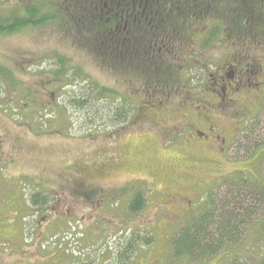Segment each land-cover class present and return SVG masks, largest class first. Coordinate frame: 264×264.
Returning a JSON list of instances; mask_svg holds the SVG:
<instances>
[{
  "label": "rangeland",
  "instance_id": "1",
  "mask_svg": "<svg viewBox=\"0 0 264 264\" xmlns=\"http://www.w3.org/2000/svg\"><path fill=\"white\" fill-rule=\"evenodd\" d=\"M69 13L70 10L65 21L68 23L63 27L28 30L0 39V67L10 78L0 85V217L13 215L15 194L26 196L28 206L32 195L39 193L44 197L49 205L44 213L41 264H122L130 239L136 241L137 249L127 264H232L234 260V264H264V201L260 197L263 203L256 200L252 204L258 212L246 213L249 222L243 226L239 242L226 246L223 254L203 262L173 255L175 231L204 207L207 196L195 198L190 212H186L185 197H194L191 184L197 177L177 178L176 172L182 166L176 161L177 152L162 146L160 130L148 124L133 127L127 119V123L111 119L117 111L115 107L121 106L118 98L135 93L132 90L138 89L140 83L125 84L122 73L100 69L94 55L75 40L76 29ZM78 34L81 39L87 38L82 32ZM259 49L258 43L248 46L253 59L261 58ZM224 51L206 53L202 58L205 66H198L193 72L194 62L186 68V97L193 95L201 102H211V85L206 79L217 65L222 67L233 60ZM188 57L186 49L183 63ZM61 68L66 77H60L61 84H56L55 75ZM180 76L185 77L184 73ZM93 85L112 90L114 98L98 99L96 109L80 108L74 99H82ZM183 85L181 81L178 86ZM243 102L230 108L220 107L214 114L216 120L234 128L244 109ZM256 110L257 105L253 104L242 120L252 117L250 121L254 120L258 129L264 128V106L255 114ZM125 124L127 128L122 130ZM252 124L248 123V128ZM243 131L240 146L231 152L230 160L235 161L217 174L245 170L233 173L231 180L245 178L260 184L264 160L260 161L264 155L252 156L254 138L250 140L252 134L248 132L247 139ZM125 150L130 159L128 167L121 170L119 155ZM156 165L161 166L162 172L151 177V167ZM100 166H104V172H97ZM151 188L177 191L182 201L172 207L174 201L164 202L149 193ZM213 189L222 196L227 192L220 183L214 184ZM256 190L261 194L260 189ZM139 194L144 205L141 211L134 212V199ZM29 213L26 209L17 215L20 227ZM149 238L152 240L147 245Z\"/></svg>",
  "mask_w": 264,
  "mask_h": 264
},
{
  "label": "flooded vegetation",
  "instance_id": "2",
  "mask_svg": "<svg viewBox=\"0 0 264 264\" xmlns=\"http://www.w3.org/2000/svg\"><path fill=\"white\" fill-rule=\"evenodd\" d=\"M67 1L71 2L68 6L69 15L73 19L77 35L75 40L78 42L92 41V36L86 31L91 27H98L99 21H105L102 27L104 36L103 38L101 36V39L105 45L106 58L111 55L110 50L114 44L118 48L117 54L123 59L131 51L137 59L157 58L158 49L161 68L167 71V68L173 65V59L179 60L183 57L180 53L182 46H179V52L175 53L171 44L194 46L191 51L184 46L189 51L187 58L189 61L184 60V64L180 65L185 76L183 80L181 79L184 85L172 87L168 98L157 99L155 95L150 98L149 95L140 92V86L139 90L133 88L132 92L136 94L121 95L122 100L127 98L128 104L135 107L127 117L128 123H132V126L148 124L158 128L162 146L172 147L177 152L176 161L182 166V170L176 172L177 178L197 177L194 184H191L194 197H185L186 212H190L195 198L218 194L217 189H213L214 184L220 183L225 189H230L233 184H246L248 179L245 178H240L239 181L231 180L233 173L237 171L243 173L245 170L235 169L232 174L217 173L235 161L230 160V156L241 144L239 141L241 130H244V136L248 139V123H254V120L250 121L252 117L242 120L248 115V108L256 104V114L264 106V20L261 23L262 35L247 34L246 37L236 35L238 29L245 26L248 32V22L242 27L243 23L239 20L243 14L248 18V12L262 11L264 15V0H151L152 3L144 5L141 4V0H133L132 3L130 0H120L116 7L113 5L114 0H110L111 4H100L99 0ZM114 31L119 32V35H109ZM78 32L84 33L87 38L81 39ZM254 43L260 45L259 51L262 54L260 59H253V54L248 51V46L251 48ZM222 50H225L224 53L229 54L233 60L229 59L222 67L217 65L206 79L211 85L209 92L211 102L206 100L201 102L193 95L186 97L189 88L186 68L194 62L193 72L198 66H205L202 58L206 53L212 55ZM235 68H239L240 71L238 70V73L231 71ZM241 99L242 102L246 99L241 112L245 114L238 115L234 128L216 120L214 114L220 111V107H234L242 103ZM166 116L172 119V122H169ZM256 119L258 120L259 116ZM124 128L127 127H122V130ZM119 156L121 158L118 168L122 170L128 167L130 158L127 157L126 150ZM151 168L154 169V172L150 173L151 177H157L162 172L160 165ZM196 170L203 173L195 172ZM102 171L104 172V166H100L97 172ZM89 175L93 176V173ZM243 179L246 181L243 182ZM139 186L140 184L137 188ZM34 188L32 186V189ZM149 193L158 195L166 203L174 201L172 207L182 201L178 192L173 190L151 188ZM14 196L13 215L0 217V264H41L44 256L41 255L40 248L46 230L44 213L49 203L39 193L31 196L30 206L26 196L20 197L18 194ZM26 209H29L30 213L26 216L25 224L20 227L17 215ZM21 255L19 260L18 256ZM16 256L17 259H14Z\"/></svg>",
  "mask_w": 264,
  "mask_h": 264
},
{
  "label": "trees",
  "instance_id": "3",
  "mask_svg": "<svg viewBox=\"0 0 264 264\" xmlns=\"http://www.w3.org/2000/svg\"><path fill=\"white\" fill-rule=\"evenodd\" d=\"M120 0H114V7ZM133 0H130L132 3ZM98 3L105 4L110 3V0H99ZM152 3L151 0H141V4ZM255 4L254 2H251ZM71 4L67 0H1L0 6V39L13 36L20 32L28 30H37L48 27H63L68 22L67 13L69 11L68 6ZM239 6V3L237 1ZM8 6H12L11 9ZM244 16L239 19L245 26L248 22V32L245 28H241L236 33L239 37H246V35H262V21L264 15L262 11L248 12V18ZM248 19V21H247ZM105 21H99L98 27H91L88 29L87 34L92 36V43H81L91 55H94V61L101 69H105L108 72L122 73L125 84L132 82L138 86L140 83V92L147 94L150 98L155 95L157 99L168 98L172 87H176L181 82L180 73L183 67L180 66L183 61L181 59H173V65L167 68V71L161 68V59L158 49L156 51L157 58H134L132 51L124 59L119 56L117 45L114 44L111 55L106 58L105 45L101 39L103 38V23ZM239 30V29H238ZM252 30V31H251ZM109 35H119V32L114 31ZM171 44L175 53L179 52L178 47H181V54L185 53V47L189 51L193 49L192 44ZM208 45V44H207ZM185 46V47H184ZM243 46V44H242ZM185 62V61H184ZM184 64V63H183ZM178 65V66H177ZM156 66V67H155ZM179 68V69H178ZM77 72V71H76ZM188 76V75H187ZM60 77H66L61 68L55 75L56 84H61ZM9 76L0 67V85H4V80H9ZM184 78H182L183 80ZM90 88V86H89ZM88 88V89H89ZM88 89L86 91H88ZM139 90V89H138ZM114 98L112 90H108L104 87L96 88L95 85L82 99H74V102L78 104L80 108L96 109L98 99L104 97ZM129 98V97H128ZM85 99V100H84ZM121 106L115 107L114 116L111 119L114 122H124L135 110L133 104H128L127 98L122 100L118 98ZM85 101V102H84ZM122 125L121 127L127 126ZM257 123L252 124V128H248V132L252 134L250 140L254 138L252 156L264 155V128L258 129ZM259 139V140H257ZM1 147V146H0ZM264 160L261 159L260 163ZM263 165V164H262ZM263 171V170H262ZM260 184L256 181L247 180L246 184H233L230 189H227L225 195L210 194L207 195V200L202 210L193 216L190 222L186 225L180 226L175 232L171 245L172 252L176 258L187 259L194 262H203L208 259H212L223 254L226 246L235 245L239 242L240 232L243 231V226L248 224L249 220H246V213H250L252 210L257 213V209H252L254 201H264V175H262ZM245 182L246 180H242ZM260 189L261 194L256 193V189ZM260 197L259 200L258 198ZM134 212L141 211L143 207V197L139 194L134 201ZM263 203V202H262ZM152 238L146 239L147 245L150 244ZM126 246L128 250L125 252L122 264H127L130 258L137 249V243L135 240H128ZM130 256V257H129ZM235 260L232 261L234 264Z\"/></svg>",
  "mask_w": 264,
  "mask_h": 264
}]
</instances>
